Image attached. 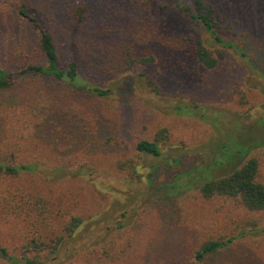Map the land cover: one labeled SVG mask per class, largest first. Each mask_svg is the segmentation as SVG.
Here are the masks:
<instances>
[{
	"label": "rangeland",
	"instance_id": "1",
	"mask_svg": "<svg viewBox=\"0 0 264 264\" xmlns=\"http://www.w3.org/2000/svg\"><path fill=\"white\" fill-rule=\"evenodd\" d=\"M208 1L216 8L223 38L244 50L255 67L250 68L233 50L225 51L214 70L200 65L190 36H202L204 31L172 9L154 25L139 33L134 30L125 44L133 42L132 49L140 56L156 57L154 69L149 66L147 70L160 75L164 93L159 95L142 83L139 69L129 67L124 58L114 60L107 52L110 38L109 42L105 34L98 38L93 23L87 35H79L81 44L75 48L69 47L72 38L61 33L59 44H65L61 63L78 61L82 76L94 84L108 85L112 92L99 102L93 97L85 101L86 105L72 103V114L62 118L64 125H55L44 139L37 137L35 148L28 152L32 154L17 160L36 163L37 173L0 177V187L41 193L62 208L81 201L84 223L73 236L64 237L55 259L49 250L39 253L41 264H100L97 248L104 257L111 250V257L118 256L112 264H264V211L249 212L241 203L227 199L208 201L198 192H185L177 199L165 195L169 184L186 170L205 165L223 138L213 126L214 112L222 113L226 122L240 118L251 136L264 135V0ZM23 4L43 24L60 30L72 20L73 8L86 2L0 0V68L15 74L13 88L0 94L3 145L15 140L26 120L44 119L42 112L25 109L30 104L21 103L18 95L24 85L21 70L45 62L36 51V32L17 17ZM136 27L132 22L129 29ZM14 34L23 40L21 46L11 44ZM110 58L115 74L107 72L112 70ZM183 104L197 105L207 121L176 112V106ZM70 121L77 128L69 125ZM98 128L102 131L96 136ZM162 129L167 135L159 142L162 157L136 151L139 140L153 141ZM235 142L231 140L230 145ZM251 157L259 158L260 181L264 183V148ZM58 170L63 175L56 179ZM79 171L84 175H78ZM10 207L0 205V245L21 254L28 238L34 236L32 219L26 213L18 216ZM121 224L124 226L120 228ZM55 227L54 223L51 230ZM62 228H56L59 235H63ZM232 237L236 240L205 262L194 261L195 250L204 240ZM0 264L11 263L0 259Z\"/></svg>",
	"mask_w": 264,
	"mask_h": 264
},
{
	"label": "trees",
	"instance_id": "2",
	"mask_svg": "<svg viewBox=\"0 0 264 264\" xmlns=\"http://www.w3.org/2000/svg\"><path fill=\"white\" fill-rule=\"evenodd\" d=\"M83 1L86 4L75 6L71 14L72 20L68 24L61 25L60 30L43 24L37 17L31 15L26 4H23V8L17 13L18 19L36 32V51L39 57L45 61L44 63L29 64L21 70L19 75L24 85L18 95H21V103L28 102L30 104L25 109L38 114L42 112L44 119L42 122L35 119L33 122L26 120L22 129L16 133L13 142L6 143L5 141V145L0 144V177L2 179L19 177L23 173H37L39 166L36 163H18L17 160L32 154L28 152L32 147L35 148L37 137L44 139L55 125H64L62 118L72 114V103L82 106L86 105V100L93 97L99 102L100 99H108L111 96L112 89L108 85L94 84L79 73L78 61L71 60L64 64L61 63V50L65 46L64 43L59 44L61 43V33L72 38L70 41L68 38L69 47L75 48L79 43L81 44L79 35H87L93 26H97L98 38H101L102 34L106 35V37L104 36L106 41H108L107 38H110L111 45L107 52L114 56V60L119 61L124 58L129 67L139 69L138 77L142 83L151 92L158 95L164 92L159 83L160 75L153 70L156 57L152 54L140 56L132 49L133 42L126 46L125 44L128 38L132 39L134 30L137 29L136 32L139 33L148 25H154L167 11L172 9L179 12L194 28L204 31L202 36H190L200 65L206 69L214 70L224 59L225 51L233 50L248 63L250 68L251 65L253 68L255 67L244 50L223 38L219 32L221 26L218 22L216 8L208 0ZM108 8H112L110 12ZM132 22L137 24V27L129 29ZM89 40L91 41L92 38ZM11 41L13 46H21L23 42L17 34L13 35ZM114 43L116 46L112 45ZM111 60L112 70L109 69L111 71L107 70V72L115 74L116 66L112 58L108 61ZM149 66L153 67L151 71L147 70ZM252 70L256 72V69ZM14 76V73H8L0 68V94L13 88L15 85ZM127 94L129 93H126L128 97ZM42 98L44 99L42 100ZM42 101H45L46 104L42 105ZM37 105L42 106L38 108ZM198 108L197 105L183 104L176 106L175 110L196 118L201 116L204 121H207L206 115L203 113L200 115ZM95 109L92 107L94 113ZM74 114L76 113L74 112ZM98 116L100 117L99 114ZM221 116L222 113L214 112L213 126L223 138L212 149V155L207 159L205 165H198L186 170L182 176L169 184L165 195H173L174 199H177V196L179 197L185 192H198L201 198L208 201L215 199L237 201L249 212H262L264 211V183L260 181L261 162L259 158L251 157V154L257 149L264 148V135L251 136L249 129L247 130L240 118L236 117L235 121L226 122ZM71 124L77 128V124L75 125L73 121H70L69 125ZM128 124L127 120L126 127H129ZM101 131V128H98L96 136L100 135ZM166 137V130L162 129L153 141L139 140L135 149L140 154L160 158L163 154L159 142L161 139L166 140ZM231 140L236 142L230 145ZM122 166H126V163ZM218 170L221 171L220 174H217ZM58 173L55 176L56 179L63 175L62 172ZM78 173L81 175L84 172L79 171ZM56 179L53 178L51 181L55 182ZM80 202V200H76L73 205L68 204L62 208L61 205L48 200L41 193L34 194L31 190L26 191L17 187L12 189L0 187V205L9 204L11 210L13 209L12 211L16 212L18 216L23 217V214L26 213L32 219L34 229V236L28 238V242L21 249V254L0 245V259L11 264H41L42 261L37 256L46 250H49L51 255H55L53 258L55 259L61 250L60 246H63L64 237L73 236L84 223V216L79 211ZM62 217H65V220L61 222ZM54 223L56 227L51 230ZM59 225H63L61 230L63 235L56 232ZM123 226L121 224L120 228ZM106 234L108 235V232ZM234 240L236 237L226 240L223 238L204 240L195 250L194 261L205 262L210 256L227 248ZM30 253L34 255H30ZM111 254L112 250L108 257H104L102 254H98V248L96 250V257L100 264H112L115 257L118 256L113 258ZM118 254L121 258V254Z\"/></svg>",
	"mask_w": 264,
	"mask_h": 264
}]
</instances>
